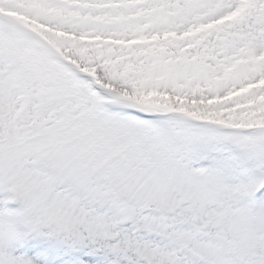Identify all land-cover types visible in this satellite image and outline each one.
<instances>
[{"label": "snow or ice", "instance_id": "1", "mask_svg": "<svg viewBox=\"0 0 264 264\" xmlns=\"http://www.w3.org/2000/svg\"><path fill=\"white\" fill-rule=\"evenodd\" d=\"M0 264H264V0H0Z\"/></svg>", "mask_w": 264, "mask_h": 264}]
</instances>
